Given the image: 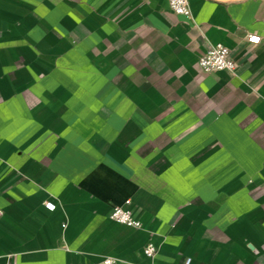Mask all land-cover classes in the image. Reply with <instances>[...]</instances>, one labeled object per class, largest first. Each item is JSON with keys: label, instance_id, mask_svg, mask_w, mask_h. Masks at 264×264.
Returning <instances> with one entry per match:
<instances>
[{"label": "crops", "instance_id": "1", "mask_svg": "<svg viewBox=\"0 0 264 264\" xmlns=\"http://www.w3.org/2000/svg\"><path fill=\"white\" fill-rule=\"evenodd\" d=\"M189 5L0 0V263L264 264V0Z\"/></svg>", "mask_w": 264, "mask_h": 264}, {"label": "built area", "instance_id": "2", "mask_svg": "<svg viewBox=\"0 0 264 264\" xmlns=\"http://www.w3.org/2000/svg\"><path fill=\"white\" fill-rule=\"evenodd\" d=\"M170 9L179 14H184L186 16H190L191 10L189 5V0H167ZM246 40L249 42H258L260 40V36L256 33H247ZM252 37H256L257 39L254 41ZM197 63L199 67L208 73H214L219 70L225 69L232 73L235 72V61L232 57L230 49L224 44L217 42L212 44L207 50L197 56ZM129 202V199L125 200V204ZM44 205L52 209L54 204L50 200H45ZM2 214V210L0 209V216ZM109 217L117 222L128 226L139 227L140 220L133 216L131 210L126 205H114L110 212ZM142 252L145 256L152 258L157 252V245L155 242L149 238L142 247ZM189 258L185 259L186 264L188 263ZM118 262V258L112 255L102 256L101 259L94 262L93 264H116ZM0 264H8L7 262H3ZM253 264H263L262 262H254Z\"/></svg>", "mask_w": 264, "mask_h": 264}, {"label": "snow or ice", "instance_id": "3", "mask_svg": "<svg viewBox=\"0 0 264 264\" xmlns=\"http://www.w3.org/2000/svg\"><path fill=\"white\" fill-rule=\"evenodd\" d=\"M252 39L255 41L257 38L256 37H252Z\"/></svg>", "mask_w": 264, "mask_h": 264}]
</instances>
